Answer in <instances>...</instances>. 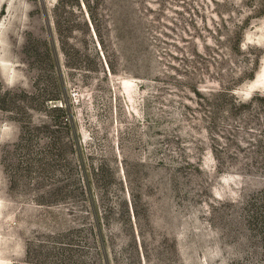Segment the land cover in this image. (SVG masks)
Segmentation results:
<instances>
[{
  "label": "rangeland",
  "instance_id": "374dc122",
  "mask_svg": "<svg viewBox=\"0 0 264 264\" xmlns=\"http://www.w3.org/2000/svg\"><path fill=\"white\" fill-rule=\"evenodd\" d=\"M0 264H264V0H0Z\"/></svg>",
  "mask_w": 264,
  "mask_h": 264
}]
</instances>
